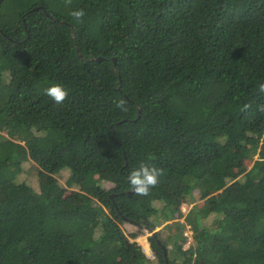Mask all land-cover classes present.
<instances>
[{"label":"trees","instance_id":"trees-1","mask_svg":"<svg viewBox=\"0 0 264 264\" xmlns=\"http://www.w3.org/2000/svg\"><path fill=\"white\" fill-rule=\"evenodd\" d=\"M261 83L264 0H0V264H264Z\"/></svg>","mask_w":264,"mask_h":264},{"label":"clouds","instance_id":"clouds-1","mask_svg":"<svg viewBox=\"0 0 264 264\" xmlns=\"http://www.w3.org/2000/svg\"><path fill=\"white\" fill-rule=\"evenodd\" d=\"M66 4H70L71 0H65ZM71 16L78 22L83 21L85 12L83 9L74 10ZM259 91L264 93V83L259 85ZM45 94L52 98L57 104H62L68 97V91L60 84H54L45 89ZM116 107L122 112H127L128 108L123 99L115 101ZM248 106L245 105V108ZM257 110L264 113V104L258 105ZM162 175L161 170L156 167H149L141 164L139 168L131 171L128 175V181L132 192L137 196H147L150 194V189L155 187L159 182V177Z\"/></svg>","mask_w":264,"mask_h":264},{"label":"rangeland","instance_id":"rangeland-1","mask_svg":"<svg viewBox=\"0 0 264 264\" xmlns=\"http://www.w3.org/2000/svg\"><path fill=\"white\" fill-rule=\"evenodd\" d=\"M262 146L260 147V149L258 151H261L262 150ZM231 152H235L234 149L231 150ZM257 155L256 154L253 159L251 160H248V159H245V164H246V168L249 169L253 163L254 160L257 159ZM34 166V165H33ZM101 184L104 186V187H110L111 186V183L107 182V181H102ZM219 191L215 192L214 194H217ZM67 195L69 196V198L71 199L72 202H81L83 200H88L89 198H91V191L90 190H86V191H78V190H74V189H68V192H67ZM176 202L180 205V209L183 213H186L189 208L197 203L199 204L200 202H202V200H196L195 202H192L190 204H187V203H183L182 202V199L180 197H177L175 198ZM182 220V219H180ZM167 223V222H165ZM164 223V224H165ZM164 224L160 225L159 227L155 228L154 231H157L159 229H163V226ZM121 227L123 228V230L128 234L129 232H134L136 231L137 229L135 228V226L133 224H130V223H121ZM164 231V229H163ZM151 233H148L146 232L145 230H142V234H140L139 236H137L136 238L133 239V241H136L137 244L142 248V246H144L145 248H150V245H149V242H148V236L150 235ZM143 244V245H142ZM187 246V245H186ZM184 246V247H186ZM152 250V249H151Z\"/></svg>","mask_w":264,"mask_h":264},{"label":"built area","instance_id":"built-area-1","mask_svg":"<svg viewBox=\"0 0 264 264\" xmlns=\"http://www.w3.org/2000/svg\"><path fill=\"white\" fill-rule=\"evenodd\" d=\"M142 251L145 255V257L148 259V260H153L155 255L153 253V251L150 249V248H147L148 250H145L144 247L142 246Z\"/></svg>","mask_w":264,"mask_h":264},{"label":"bare ground","instance_id":"bare-ground-1","mask_svg":"<svg viewBox=\"0 0 264 264\" xmlns=\"http://www.w3.org/2000/svg\"><path fill=\"white\" fill-rule=\"evenodd\" d=\"M143 245V244H142ZM144 247V246H143ZM145 250H148L147 248L144 247Z\"/></svg>","mask_w":264,"mask_h":264},{"label":"water","instance_id":"water-1","mask_svg":"<svg viewBox=\"0 0 264 264\" xmlns=\"http://www.w3.org/2000/svg\"><path fill=\"white\" fill-rule=\"evenodd\" d=\"M164 254H165V252H164Z\"/></svg>","mask_w":264,"mask_h":264}]
</instances>
